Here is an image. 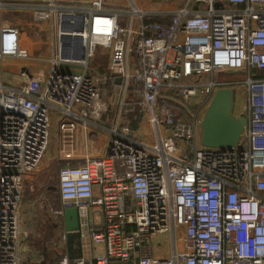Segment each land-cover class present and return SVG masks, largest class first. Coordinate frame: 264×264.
<instances>
[{"label": "built area", "instance_id": "obj_1", "mask_svg": "<svg viewBox=\"0 0 264 264\" xmlns=\"http://www.w3.org/2000/svg\"><path fill=\"white\" fill-rule=\"evenodd\" d=\"M109 1L0 0V12L31 10L50 23L57 49L45 79L9 86L0 78V264L21 263L24 183L50 145L52 109L72 137L117 76L123 99L131 88L140 95L139 118L148 116L155 137L139 138L119 115L108 153L77 163L65 153L56 212L76 207L80 236L102 251L72 260L64 251L59 263L264 264V0H188L162 19L135 0ZM82 23L86 56L63 57L62 26L75 33ZM20 34L15 22L0 25V62L30 57ZM99 48L109 52V73L89 72ZM236 83L247 91L239 142L202 144L200 119L214 91ZM66 239L64 231L58 243Z\"/></svg>", "mask_w": 264, "mask_h": 264}, {"label": "rangeland", "instance_id": "obj_2", "mask_svg": "<svg viewBox=\"0 0 264 264\" xmlns=\"http://www.w3.org/2000/svg\"><path fill=\"white\" fill-rule=\"evenodd\" d=\"M69 1L72 2L73 0ZM76 1L80 3L81 0ZM187 1L135 0L136 4L142 9L155 12L152 16L158 19L168 18L174 11L184 6ZM109 2L127 7L132 6L127 0H111ZM0 17L1 24L2 22H15L21 26V44L28 48L31 54L29 58L14 57L15 60L27 61L28 64L33 63L34 67L31 66L33 69L38 70L37 72L41 70L43 76H47L52 65V58L57 54L54 41L55 28H52L48 22L35 21L31 10L15 12L9 8H3L0 12ZM121 17L123 24L129 22V15L123 14ZM1 62L2 80L8 81L5 79L4 74H9L10 71H6L4 63ZM108 63L109 52L107 49L99 48L90 61V65L93 66L91 69L94 70L92 73H101L102 70L107 68ZM26 70L28 69H21L19 74L21 72L25 74ZM15 71L17 72L18 68ZM245 76L243 73L234 75L221 73L219 78L221 80L234 81L244 79ZM9 81L8 83L13 85V80L10 79ZM108 86L109 83L105 85L107 89H103L101 98L104 97V99H99L97 106L86 116V124H82V121H80V125L72 134V137L64 139L62 132L58 129V123L53 121L50 146L46 153L48 161L44 163L46 157L44 156L40 167L25 180L22 206L24 203L26 205L23 207L21 238L22 245L29 247V253H27L28 259L24 260V264H31V261L35 260L39 264L42 259L44 261L47 260V264L58 263L61 249L56 243L60 238L62 239L63 232L59 213L56 210L60 206L62 207L59 199L58 181L60 168L67 164L65 153L72 152L75 157L72 162L76 163L80 162L81 158L86 155L96 156L108 153L111 129L119 115L121 116V123L132 124V127L137 129V131L145 132L147 130V132H152V129L154 131V128L151 129L148 116L145 115L144 117L143 115L141 119L139 118L140 95L134 92L133 88H131L130 94L123 99L124 88L116 87V90H113L112 87ZM233 87L237 88V109L238 107L242 108L247 99V91L244 90L246 87L243 83H236ZM130 97L133 99H128ZM196 99L199 100L201 97L198 96ZM236 112V115H238L239 109ZM202 118L200 119L201 121ZM66 140L69 142H66ZM96 216L98 218V213H96ZM168 237V233L156 235V239L160 241L166 240Z\"/></svg>", "mask_w": 264, "mask_h": 264}, {"label": "water", "instance_id": "obj_3", "mask_svg": "<svg viewBox=\"0 0 264 264\" xmlns=\"http://www.w3.org/2000/svg\"><path fill=\"white\" fill-rule=\"evenodd\" d=\"M220 2L217 3L219 5ZM84 23L77 28V32H63L62 56L72 57L74 59L84 58L86 56V45L82 32L84 31ZM74 40V51L69 52L68 45ZM122 77L117 76L116 81L121 82ZM236 89L231 87L217 88L205 108L201 121V142L207 146H233L240 140L244 126L247 122L245 115H236ZM66 219V229L68 230V242L70 257H80L82 255H74L76 238H80V219L79 212L76 207H66L64 210ZM43 264H47V260Z\"/></svg>", "mask_w": 264, "mask_h": 264}, {"label": "crops", "instance_id": "obj_4", "mask_svg": "<svg viewBox=\"0 0 264 264\" xmlns=\"http://www.w3.org/2000/svg\"><path fill=\"white\" fill-rule=\"evenodd\" d=\"M4 23H7V22H2V24H4ZM1 23H0V25H2ZM72 41V43H73V46H74V42H73V40H71ZM1 61L4 63V65H5V70L6 71H10L9 72V74H4V77H5V79H7L8 81L10 80V79H12L13 80V85H12V83L10 84V83H8V81H3L2 79H3V75H2V73H1V71H0V78H1V80L3 81V82H6L5 84L6 85H9V86H17V85H19L20 84V82L23 80V79H25L26 77H28V76H30V75H39V76H42L43 78L44 77H46L45 75L43 76V72L41 71V70H39L40 72H37L38 70H35V68L33 69L31 66H33L34 67V64L33 63H30V64H28L27 63V61H16L15 60V58L13 57V56H6V57H4V58H2L1 59ZM1 62V63H2ZM93 66H91V68H92ZM18 68V71L16 72L15 70ZM28 69V70H26V72H25V74H24V72H21L20 74H19V72L21 71V69ZM89 72H94V70H92V69H89ZM102 72H108L109 73V71H108V68H106L105 70H102ZM10 82V81H9ZM109 83V86L108 87H112L113 88V90H116L115 88L116 87H121V88H124L123 86H122V84H121V82H117V81H110V82H107V83H105V84H103L102 86H101V92H102V96H103V89H107L106 87H105V85L106 84H108ZM111 84H114V85H111ZM231 88H234V87H231ZM236 89V95H237V88H235ZM106 93V92H105ZM196 98H198V96L196 97ZM195 98V99H196ZM103 99H104V97H103ZM109 99V98H108ZM129 99H133L132 97H130ZM236 104H237V102H236ZM238 109H239V111H240V107H238ZM237 109V105H236V111L238 110ZM237 113V112H236ZM240 113V112H239ZM239 113H238V115H239ZM143 117V115L141 116V118ZM145 117V116H144ZM140 118V119H141ZM56 121L57 122V111L56 110H53L52 109V111H51V122H52V124H51V130H53L52 128H53V124H54V122ZM136 131V135L139 137V138H141V139H143V140H146V141H151L152 140V137H153V134H152V132L151 131H149V132H147V130L145 131V132H142V131H137V129L135 130ZM52 132V131H51ZM63 137H64V135H63ZM155 137V136H154ZM64 139H65V137H64ZM154 139V138H153ZM66 142H69V141H67L66 140ZM50 146V145H49ZM48 149H49V147H48ZM48 149H47V151H48ZM47 151H46V153H47ZM45 153V154H46ZM44 156H46L45 157V159H44V163H46L47 161H48V155L46 154V155H44ZM66 160H67V163L68 162H70L69 161V159L68 158H66ZM60 199V198H59ZM61 201V200H60ZM61 204H62V202H61ZM26 204L24 203L23 204V206H22V201H21V221H23L22 219H23V207L25 206ZM60 208H62L61 206L59 207V209ZM25 211V210H24ZM59 218H60V223H61V225H62V232H64V231H66V234H67V239H66V241L64 240V242H62V243H59V245H58V242L56 243V245L57 246H59L60 247V249H61V253H63L64 251L69 255L70 254V252H69V248H70V244H69V242H68V230L66 229V219H65V215H64V213L62 212V213H60L59 214ZM98 219V218H97ZM28 221V220H27ZM63 244V246H61ZM21 256H22V258H21V263L20 264H24V260H27L28 258V255H27V253H29L28 252V250H29V247H27V246H23L22 245V238H21ZM75 249H73V251H74V255H82V256H87V255H91V254H93L94 252H96L97 250L98 251H102V247L101 246H96L95 244H93L92 243V240L89 238V237H81L80 236V238L78 237V238H76V242H75ZM62 254H60V256L58 257V263H56V264H60L59 262H60V259H61V256ZM69 257H70V255H69ZM71 258V260L72 259H74V257H70ZM44 263V259H42L40 262H39V264H43ZM31 264H38V263H36V260L35 261H31ZM52 264V263H51Z\"/></svg>", "mask_w": 264, "mask_h": 264}, {"label": "bare ground", "instance_id": "obj_5", "mask_svg": "<svg viewBox=\"0 0 264 264\" xmlns=\"http://www.w3.org/2000/svg\"><path fill=\"white\" fill-rule=\"evenodd\" d=\"M62 31L63 32H71L72 28H70L68 25L64 24V26H62ZM73 42H74V40H73ZM74 48H75V46H73V50H74Z\"/></svg>", "mask_w": 264, "mask_h": 264}, {"label": "flooded vegetation", "instance_id": "obj_6", "mask_svg": "<svg viewBox=\"0 0 264 264\" xmlns=\"http://www.w3.org/2000/svg\"><path fill=\"white\" fill-rule=\"evenodd\" d=\"M237 105V104H236ZM235 113H236V106H235ZM49 189H51V187H49Z\"/></svg>", "mask_w": 264, "mask_h": 264}, {"label": "trees", "instance_id": "obj_7", "mask_svg": "<svg viewBox=\"0 0 264 264\" xmlns=\"http://www.w3.org/2000/svg\"><path fill=\"white\" fill-rule=\"evenodd\" d=\"M139 115V114H138Z\"/></svg>", "mask_w": 264, "mask_h": 264}]
</instances>
